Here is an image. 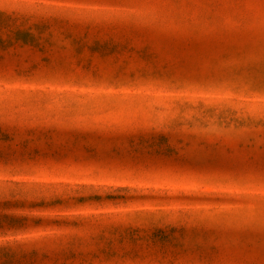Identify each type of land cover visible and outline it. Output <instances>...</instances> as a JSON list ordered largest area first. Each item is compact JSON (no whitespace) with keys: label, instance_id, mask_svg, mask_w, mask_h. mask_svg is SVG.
<instances>
[{"label":"rangeland","instance_id":"rangeland-1","mask_svg":"<svg viewBox=\"0 0 264 264\" xmlns=\"http://www.w3.org/2000/svg\"><path fill=\"white\" fill-rule=\"evenodd\" d=\"M264 0H0V264H264Z\"/></svg>","mask_w":264,"mask_h":264},{"label":"snow or ice","instance_id":"snow-or-ice-1","mask_svg":"<svg viewBox=\"0 0 264 264\" xmlns=\"http://www.w3.org/2000/svg\"><path fill=\"white\" fill-rule=\"evenodd\" d=\"M259 74L261 78V83L262 85H264V62H262L259 67ZM260 153H261V158L264 159V133L261 134ZM261 174L264 175V167L261 168ZM262 232H264V230H262Z\"/></svg>","mask_w":264,"mask_h":264}]
</instances>
